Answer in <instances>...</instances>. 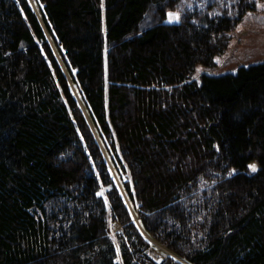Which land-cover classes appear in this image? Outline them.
I'll return each mask as SVG.
<instances>
[{"label":"trees","instance_id":"16d2710c","mask_svg":"<svg viewBox=\"0 0 264 264\" xmlns=\"http://www.w3.org/2000/svg\"><path fill=\"white\" fill-rule=\"evenodd\" d=\"M40 1L0 0V264H264V62L199 75L254 4Z\"/></svg>","mask_w":264,"mask_h":264},{"label":"rangeland","instance_id":"374dc122","mask_svg":"<svg viewBox=\"0 0 264 264\" xmlns=\"http://www.w3.org/2000/svg\"><path fill=\"white\" fill-rule=\"evenodd\" d=\"M34 10L41 15V11L43 10V4L40 0H29ZM237 0H183L182 3L178 6V8L171 13H179V21L184 16V12L186 14H192L193 9L192 5L195 4L196 7H202L203 10H209L211 12L217 11L215 13H224L226 11L225 8L231 7L232 4H236ZM251 4H254V9L249 12L247 15L243 17V19L239 22L238 25L234 28L233 32H231L230 43L227 52L218 57L217 66L214 68H201L199 75L207 74H224L228 72H235L241 66H249L257 63L264 62V0H250ZM190 11H189V8ZM207 8V9H206ZM198 11V10H196ZM232 12L234 17L238 16V12L235 7H232ZM210 13V12H209ZM185 14V16H186ZM213 14V13H212ZM168 21L169 17H168ZM171 22H175L174 18ZM50 43L55 47L54 50L56 56L59 60L62 61L61 55H59L56 46L54 45V41L50 38ZM63 63V61L61 62ZM67 72V71H66ZM75 73V71H73ZM198 75V76H199ZM75 86V85H74ZM73 89L75 90V87ZM77 91V90H76ZM75 91V92H76ZM77 93V92H76ZM82 105V104H81ZM95 132H97L96 128L92 127ZM97 139L105 155L106 161L108 163L109 169L116 181L117 186L123 193V196L127 200V204L131 207V212L133 215L134 222L140 226V218L138 209L135 210L131 205V201H129L126 193L124 192L123 183L130 182V177L125 175L122 166L120 165L117 157L114 152L110 148L109 144L104 138H100L97 133ZM250 165L256 166V171L258 170V164L256 162L251 163ZM252 172V168H250ZM104 192V191H103ZM102 192V196L104 194ZM138 227V226H137ZM122 228L120 225H111L107 228L108 235L113 243L116 244L115 233L121 232ZM146 237L150 240V237L145 234ZM155 244V243H154ZM156 246L161 250V252H166V249L163 248L160 244ZM163 258V257H160ZM164 259V258H163Z\"/></svg>","mask_w":264,"mask_h":264},{"label":"snow or ice","instance_id":"6c2138e0","mask_svg":"<svg viewBox=\"0 0 264 264\" xmlns=\"http://www.w3.org/2000/svg\"><path fill=\"white\" fill-rule=\"evenodd\" d=\"M262 6H264V5H262ZM168 15H169V20L170 21H172L173 18H174L175 22L179 21V18H180L179 17V13H175V14L169 13ZM249 167L252 168L253 171H256V166L255 165H249Z\"/></svg>","mask_w":264,"mask_h":264},{"label":"water","instance_id":"95a60500","mask_svg":"<svg viewBox=\"0 0 264 264\" xmlns=\"http://www.w3.org/2000/svg\"><path fill=\"white\" fill-rule=\"evenodd\" d=\"M162 261H163V258H159V259H158V263H159V264H161Z\"/></svg>","mask_w":264,"mask_h":264},{"label":"bare ground","instance_id":"6f19581e","mask_svg":"<svg viewBox=\"0 0 264 264\" xmlns=\"http://www.w3.org/2000/svg\"><path fill=\"white\" fill-rule=\"evenodd\" d=\"M130 209H131V207H130Z\"/></svg>","mask_w":264,"mask_h":264}]
</instances>
